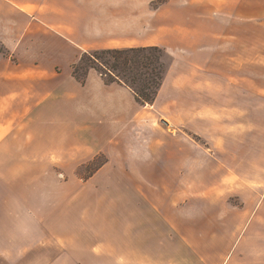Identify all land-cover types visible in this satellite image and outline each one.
Here are the masks:
<instances>
[{
  "label": "crops",
  "instance_id": "crops-1",
  "mask_svg": "<svg viewBox=\"0 0 264 264\" xmlns=\"http://www.w3.org/2000/svg\"><path fill=\"white\" fill-rule=\"evenodd\" d=\"M236 2L242 19L221 22L228 31L192 36L179 28L172 44L166 41L164 21L155 34L150 31V0H0V44L7 52H0V148L12 136L20 149L29 150L30 166L56 169L0 172V264H264V186L248 189L254 197L250 205L242 198L245 204L232 207L239 224L230 240L216 233L181 236L174 212L167 225L178 236H148L135 243L100 236L84 216L70 219L66 190L18 187L22 178L91 181L117 164L154 166L155 175H161L157 166L180 165V134L155 127L167 77L154 103L143 105L129 87L106 83L96 70L82 83L73 67L84 52L101 49L158 46L173 55L174 64L180 63V53H264V0ZM246 22L252 33L245 32ZM151 130L164 140L153 137L146 148L142 140ZM164 151L172 154L169 163L158 156ZM85 155H104L106 161L87 178L66 174L67 160ZM250 180H264V175ZM84 193L79 190L74 197ZM217 222L228 226L225 217ZM195 223L189 221V227ZM140 243L154 244L155 252L128 246ZM121 244L127 246L118 253Z\"/></svg>",
  "mask_w": 264,
  "mask_h": 264
},
{
  "label": "rangeland",
  "instance_id": "rangeland-1",
  "mask_svg": "<svg viewBox=\"0 0 264 264\" xmlns=\"http://www.w3.org/2000/svg\"><path fill=\"white\" fill-rule=\"evenodd\" d=\"M149 6L150 31L155 34L157 26L164 21L168 24L164 31L168 33L166 41L172 44L177 41L173 32L179 28L192 36L205 35L228 31L221 22L237 24L242 19L237 14L236 0H150ZM244 29L252 33L253 28L246 22ZM236 30L237 27L231 29ZM0 52L7 55L1 44ZM179 55L178 64H174L172 55L173 64L163 87L155 127L180 134V165L157 166L161 175H155L154 166L117 164L91 181L34 182L22 178L18 187L66 190L70 200L68 217L81 220L84 216L100 236L130 238L133 243L148 236H178L167 225V220H173V213L178 212L181 236L208 237L216 233L230 240L233 227L239 224L232 207L245 204L242 198L250 205L254 197L248 189L264 186V180H250L252 176L264 175V53L250 50L242 54ZM237 55L244 64L237 62ZM90 59L85 58L76 67L79 77L85 78L86 73L88 76L96 70L89 67ZM205 63L211 66L204 67ZM153 137L159 142L164 140L151 130L143 138V146H150ZM8 142L0 148V172H56L50 165L40 169L30 166L29 150L20 149L21 143L12 136ZM158 156L169 163L172 154L164 151L158 152ZM194 157L189 163V158ZM105 161L104 155L69 158L64 169L68 175L87 178ZM143 172L148 174V179L142 178ZM79 190L85 193L75 198ZM223 217L228 224L226 228L218 226L217 221ZM194 219L196 225L189 227V221ZM125 246L118 245V253H123ZM128 246L150 252L156 247L142 243Z\"/></svg>",
  "mask_w": 264,
  "mask_h": 264
},
{
  "label": "trees",
  "instance_id": "trees-1",
  "mask_svg": "<svg viewBox=\"0 0 264 264\" xmlns=\"http://www.w3.org/2000/svg\"><path fill=\"white\" fill-rule=\"evenodd\" d=\"M85 58H91L89 67L98 70L106 83L129 87L143 105L154 103L173 64L172 54L158 46L93 50L84 52L73 67V74L82 83L87 73L85 78L79 77L76 67Z\"/></svg>",
  "mask_w": 264,
  "mask_h": 264
}]
</instances>
